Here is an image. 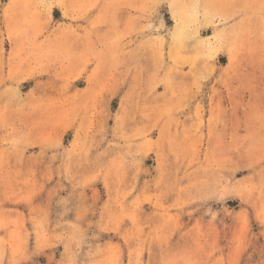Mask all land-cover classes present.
I'll list each match as a JSON object with an SVG mask.
<instances>
[{
    "label": "rangeland",
    "instance_id": "obj_1",
    "mask_svg": "<svg viewBox=\"0 0 264 264\" xmlns=\"http://www.w3.org/2000/svg\"><path fill=\"white\" fill-rule=\"evenodd\" d=\"M0 264H264V0H0Z\"/></svg>",
    "mask_w": 264,
    "mask_h": 264
}]
</instances>
